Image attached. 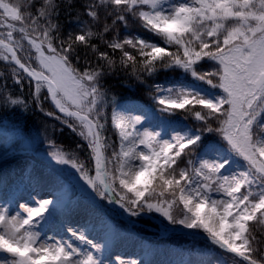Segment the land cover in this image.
Instances as JSON below:
<instances>
[{
  "label": "snow or ice",
  "instance_id": "6c2138e0",
  "mask_svg": "<svg viewBox=\"0 0 264 264\" xmlns=\"http://www.w3.org/2000/svg\"><path fill=\"white\" fill-rule=\"evenodd\" d=\"M0 112V264H264V0H0Z\"/></svg>",
  "mask_w": 264,
  "mask_h": 264
},
{
  "label": "trees",
  "instance_id": "16d2710c",
  "mask_svg": "<svg viewBox=\"0 0 264 264\" xmlns=\"http://www.w3.org/2000/svg\"><path fill=\"white\" fill-rule=\"evenodd\" d=\"M5 119H7L9 121H15V120L19 119L22 123L25 122V119H26L27 123H29V124L32 123V118L30 116L25 118V117L21 116L19 113H16V114L9 113L7 115V117H5L4 113L0 112V122H3ZM141 223L146 226L145 228L142 229L144 234L150 238L155 239L156 233H153V234H151L152 236H149L151 231H149L147 229L148 224H151V226H154V225L150 221H142ZM159 241L160 242H167V243H174V244H177L180 246L181 245L191 246L190 241H188L187 239H185L181 236H175V235H169L166 237H161V238H159Z\"/></svg>",
  "mask_w": 264,
  "mask_h": 264
},
{
  "label": "rangeland",
  "instance_id": "374dc122",
  "mask_svg": "<svg viewBox=\"0 0 264 264\" xmlns=\"http://www.w3.org/2000/svg\"><path fill=\"white\" fill-rule=\"evenodd\" d=\"M1 145V147H2V144H0ZM1 150H2V148H1ZM147 226H149V227H154V226H151V224H148ZM162 246H165V247H175V246H171V245H167V244H163V243H160ZM163 258V257H162Z\"/></svg>",
  "mask_w": 264,
  "mask_h": 264
},
{
  "label": "bare ground",
  "instance_id": "6f19581e",
  "mask_svg": "<svg viewBox=\"0 0 264 264\" xmlns=\"http://www.w3.org/2000/svg\"><path fill=\"white\" fill-rule=\"evenodd\" d=\"M1 148H2V147H1V145H0V151H2Z\"/></svg>",
  "mask_w": 264,
  "mask_h": 264
}]
</instances>
